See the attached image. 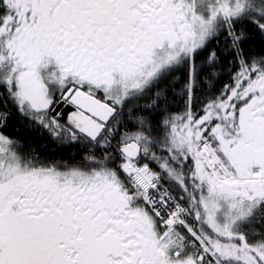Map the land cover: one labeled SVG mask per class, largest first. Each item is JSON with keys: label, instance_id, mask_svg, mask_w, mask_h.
<instances>
[{"label": "snow or ice", "instance_id": "snow-or-ice-1", "mask_svg": "<svg viewBox=\"0 0 264 264\" xmlns=\"http://www.w3.org/2000/svg\"><path fill=\"white\" fill-rule=\"evenodd\" d=\"M0 264H264V0H0Z\"/></svg>", "mask_w": 264, "mask_h": 264}]
</instances>
